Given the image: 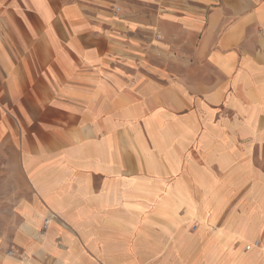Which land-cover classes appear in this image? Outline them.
I'll use <instances>...</instances> for the list:
<instances>
[{"label":"crops","instance_id":"obj_1","mask_svg":"<svg viewBox=\"0 0 264 264\" xmlns=\"http://www.w3.org/2000/svg\"><path fill=\"white\" fill-rule=\"evenodd\" d=\"M0 264H264V0H0Z\"/></svg>","mask_w":264,"mask_h":264},{"label":"built area","instance_id":"obj_2","mask_svg":"<svg viewBox=\"0 0 264 264\" xmlns=\"http://www.w3.org/2000/svg\"><path fill=\"white\" fill-rule=\"evenodd\" d=\"M47 224V221L45 222V225ZM246 249L248 250L249 249V247H246Z\"/></svg>","mask_w":264,"mask_h":264}]
</instances>
